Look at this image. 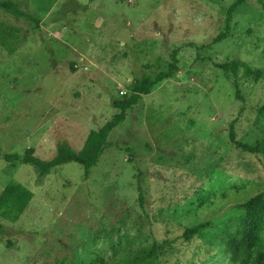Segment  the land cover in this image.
<instances>
[{"label": "rangeland", "instance_id": "rangeland-1", "mask_svg": "<svg viewBox=\"0 0 264 264\" xmlns=\"http://www.w3.org/2000/svg\"><path fill=\"white\" fill-rule=\"evenodd\" d=\"M12 1L32 18L0 9V193L17 181L34 196L16 221L0 215V264H234L218 227L235 226L240 205L264 192V73L217 64L264 72V0L239 5L219 42L236 0ZM175 50L176 73L126 110L88 175L75 161L41 176L4 159L80 151ZM232 124L260 151L238 147ZM200 223L203 234L183 236Z\"/></svg>", "mask_w": 264, "mask_h": 264}, {"label": "trees", "instance_id": "trees-1", "mask_svg": "<svg viewBox=\"0 0 264 264\" xmlns=\"http://www.w3.org/2000/svg\"><path fill=\"white\" fill-rule=\"evenodd\" d=\"M244 1L236 0L228 8L226 28L214 38V42H219L227 36L232 13ZM0 9L11 11L17 16L32 18L30 14L20 9L19 5L12 0H0ZM171 59L172 61L165 70L159 71L154 76L138 82L126 99L118 101L117 106L120 108V111L101 128L91 130L80 151H75L70 146L62 144L59 146L56 155L49 160H44L35 155L33 148H29L23 156L18 153L5 152L3 153L4 159L10 162L19 160L23 163L31 164L37 168L41 176L48 174L55 167L75 161L85 166L86 175H88L90 168L98 163L101 155L108 147L111 130L126 119V110L137 105L140 97L150 93L153 86L172 77L176 73L178 69L176 50L172 53ZM217 66L231 72L234 76H237L240 68L244 69L248 77L255 79H259L264 73L260 68H254L249 64L239 61L218 63ZM234 86L237 96L241 98L240 85L237 80L234 81ZM230 139L244 150L253 153L260 151L258 146L238 141L233 124L230 129ZM33 196V191L26 185L17 181L9 182L0 193V215L6 220L16 221L25 211ZM139 197L141 202H143L144 195L141 186H139ZM240 207L245 210L244 216L239 219V222L235 226L226 225L218 227L220 238L226 247V251L229 253L230 260L234 264H264V237L262 235V231L264 230V192L251 197L242 203ZM206 227L207 223H200L186 228L183 236L189 239L195 234H203ZM172 243L173 240H167L154 244L149 254L144 257V261L150 263L158 259L160 252L168 245H172ZM97 264H107V261L101 260Z\"/></svg>", "mask_w": 264, "mask_h": 264}]
</instances>
